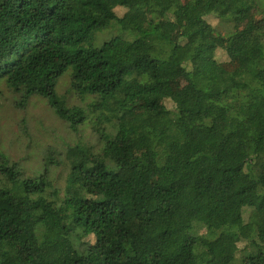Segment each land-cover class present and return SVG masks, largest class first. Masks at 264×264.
<instances>
[{"label":"trees","instance_id":"trees-1","mask_svg":"<svg viewBox=\"0 0 264 264\" xmlns=\"http://www.w3.org/2000/svg\"><path fill=\"white\" fill-rule=\"evenodd\" d=\"M263 11L0 0V83L56 119L0 137V264H264Z\"/></svg>","mask_w":264,"mask_h":264},{"label":"rangeland","instance_id":"rangeland-1","mask_svg":"<svg viewBox=\"0 0 264 264\" xmlns=\"http://www.w3.org/2000/svg\"><path fill=\"white\" fill-rule=\"evenodd\" d=\"M123 9H119L118 12L123 13ZM255 21L264 24V11L255 16ZM216 22V20H214ZM236 44V39L232 38V45ZM227 70L236 68V62L225 61L223 64ZM183 83L176 82L175 87L180 88ZM134 105L137 110L144 109V102L142 98H136ZM44 119L45 123L49 126L52 125L50 121H55V116L52 111L44 104H40L37 100L29 102L26 107L17 104V98L15 99L10 89L7 88L4 83H0V137L5 140V137L11 138L14 132H18V129H37L36 125H39V120ZM27 125V127H26ZM16 137H18L16 135ZM9 142V139H8ZM22 145V144H21ZM22 148L20 149V151Z\"/></svg>","mask_w":264,"mask_h":264}]
</instances>
